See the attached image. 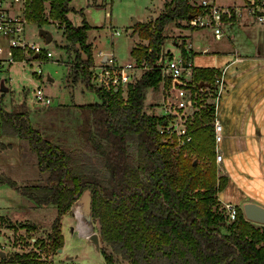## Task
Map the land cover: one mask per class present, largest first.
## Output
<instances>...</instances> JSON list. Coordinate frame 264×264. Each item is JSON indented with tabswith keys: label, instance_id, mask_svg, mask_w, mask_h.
Segmentation results:
<instances>
[{
	"label": "trees",
	"instance_id": "trees-1",
	"mask_svg": "<svg viewBox=\"0 0 264 264\" xmlns=\"http://www.w3.org/2000/svg\"><path fill=\"white\" fill-rule=\"evenodd\" d=\"M44 1L34 0V12L29 14L39 27L47 20L43 18ZM47 1L49 15L63 23L66 39L81 48L72 67L73 81L84 83L99 96V102L78 106L79 134L85 147L71 148L34 126L25 104L7 110L2 91L0 134L16 135L27 143L35 153L44 184L20 186L3 175L0 184H9L39 206L57 207L52 248L58 250L64 245L61 217L88 188L90 214L98 221L101 241L113 255L130 264H264V224L247 219L238 206L236 218L228 220L220 208L218 192L229 178L217 176L213 124L199 125L189 146L191 152L186 153L178 147L174 134L160 132L166 118L145 109L149 89H158L163 79L166 85L175 79L163 78L157 63L171 56L162 54L166 26L200 14L197 1L169 0L158 16L135 21L133 32L148 40V45L137 43L132 48L131 56L142 68V75L128 86L126 98L120 89L106 91L90 83L88 67L94 63L87 39L90 25L85 18L79 25L70 21L67 13L73 9L71 0ZM179 49L188 56L185 45ZM194 71L186 84L194 90L200 82L214 79L213 68L196 67ZM9 147L0 140V153ZM103 252L112 262L111 255ZM6 262L52 264L34 251L15 253L8 259L1 256L0 264Z\"/></svg>",
	"mask_w": 264,
	"mask_h": 264
},
{
	"label": "rangeland",
	"instance_id": "rangeland-1",
	"mask_svg": "<svg viewBox=\"0 0 264 264\" xmlns=\"http://www.w3.org/2000/svg\"><path fill=\"white\" fill-rule=\"evenodd\" d=\"M215 1L221 7L233 8L234 6L221 5L219 3L229 4L237 2L238 4L244 0ZM70 2L78 9H72V11L67 13L70 21L75 25H79L82 23V19L85 18L88 24L94 27L89 32L90 38L95 37L99 43L98 47L100 46L103 51L112 53L121 64L130 62L133 59L131 50L134 40L137 39L136 37H131L134 19L145 21L148 16L149 6L153 4L157 7L162 6L161 0H71ZM47 5L49 6V4ZM245 6L248 9H259L264 7V0H251ZM80 9L83 11V15L80 13ZM46 19L42 27H46L52 32V41L47 46L53 52L52 58L45 61L42 65V75L47 80L45 81L44 78L39 80L32 75V70L36 68L35 65H28L22 68L21 64L15 63L10 70L0 71V87L1 83H4L8 88V91L4 92L7 100L5 107L7 110H11L21 104H25L26 109L31 114L35 110L40 111L43 120L34 126L40 128L44 135H48L53 141L66 144L71 148H82L85 147V144L79 134L80 117L67 109L70 106L77 107L82 103L99 102V96L95 92L87 90L84 83L73 81L72 67L76 62V54L81 51L80 45L73 44L66 39L63 33V23L56 20L59 24L54 27L55 19L51 18L50 15ZM91 25L90 28H92ZM187 25L190 26L188 23ZM111 26L119 29L121 33L111 37L110 33L106 31V28ZM38 29L35 23H31L28 27L27 35L30 39L43 43V38L38 36ZM179 30L176 28L165 29L164 33L169 38H167L165 47H162L164 51L168 45L175 51L173 54L179 55L180 52H177L176 44L180 48L186 42L185 36L180 35ZM172 41L176 44H172ZM88 42L91 44L89 39ZM143 43L148 45V40H144ZM91 50L93 57V44H91ZM80 54L85 58L83 52ZM93 58L94 62L99 60L97 53L96 57ZM202 63L203 60L197 55L195 57V65L200 66ZM49 75L54 78L53 81L49 79ZM187 81L190 80L175 78L172 83L166 85L165 80H162L158 89H151L156 91V93L162 91L164 99L157 103L156 95L151 94L152 99L148 102L145 101V109L150 114L154 113L166 119H172L175 115L173 113L167 114L164 101L168 104L182 105L178 110L180 113L184 112L185 123L188 125V130L191 132L192 137L186 145L178 144V147L183 148L186 153H190L189 146L194 142V132L199 125L203 126L207 122L211 123L213 115L207 103L208 101H206L208 98L206 91L194 90L190 86L187 87ZM175 82H179L182 86H176ZM36 83L42 84L44 91L52 96L51 105L42 107L30 100L32 93L29 91L34 88ZM1 92L0 90V94ZM175 92H177L176 95ZM17 95H20V98L16 99L15 96ZM175 96L178 98L174 99ZM208 100L211 101L210 98ZM156 105L162 108H158ZM177 120L175 116L173 122ZM19 139V137H13L12 140L15 142L13 146L0 153V175L14 179L20 186L36 184L39 182L41 175L36 163L35 153L26 142ZM191 155L194 157L195 153L192 152ZM252 155L254 156L253 150L250 153L248 151L241 153L240 156L234 155L230 158L227 156L232 165L231 169H229V175H231L232 180L223 189L220 198L223 201L226 199L232 203L239 204L236 206L241 208V210L245 201L264 205V163L255 164ZM262 156L264 158V154ZM202 160L203 158H200V162ZM226 161L225 158V166ZM215 164L217 176L226 175L220 170L218 164ZM219 202L220 208L225 210L224 203L221 200ZM77 208L80 209L82 214L81 222L75 215ZM57 214L58 209L55 205H36L32 199L30 200L23 196L9 184H0V257L3 256L1 251L4 252V256L7 259L13 257L15 253L21 254L34 251L41 258L52 262V264H130L129 260L113 255L111 248L101 241L98 221L91 216L90 212L84 210L80 199L74 202L67 213L61 217V232L64 235L62 251L53 249L51 246L52 223L56 219ZM79 224H82V231L77 228ZM93 232L99 235L98 249H96V245L90 238ZM103 250H106L109 256L111 255L112 262L107 261ZM4 264L15 263L6 262Z\"/></svg>",
	"mask_w": 264,
	"mask_h": 264
},
{
	"label": "crops",
	"instance_id": "crops-1",
	"mask_svg": "<svg viewBox=\"0 0 264 264\" xmlns=\"http://www.w3.org/2000/svg\"><path fill=\"white\" fill-rule=\"evenodd\" d=\"M167 1L169 0H161V7H157L154 4L149 6L148 16L145 21H149V19L158 16L164 10ZM213 1L216 3L215 0ZM248 1L251 0H244L238 4L237 2L229 4L218 2L221 5L240 7L235 18L232 20L226 19L221 24V33L219 37L215 35L212 27L202 26L201 28H197L188 26L187 20H184L179 24L171 22L166 26L169 30L175 28L180 29L179 34L183 37L185 36L187 54L192 59L195 68H213L215 74L218 76L222 71H224L223 79L225 90L219 99V108L217 111V117L221 123H224L223 141L220 144V150L221 153H223V161L219 164V168L229 178L227 185L223 189H225L232 180L231 175H229V169H231L230 167L232 166L229 159L230 157L234 155L240 156L241 153L246 151L250 153L251 150H253V162L255 164L257 163V165L260 162L264 163V158L262 156L264 154V21H259L255 15L250 12L248 7L245 6ZM70 5L73 9L78 10L71 4V2ZM134 21L139 20L134 19ZM91 27L92 28L88 29L87 36L91 44H93V57H96V53L98 56L99 52L109 53L103 51L102 47H98L99 43L95 37L90 38L89 32L94 29L92 25ZM115 29L117 28L111 26L110 28L107 27L106 31L107 33H110L111 37L119 35L121 33L119 29V33L113 34ZM132 36L137 38L134 40L132 48L136 46L137 43H143L145 40L140 38L137 33L133 32V26L131 29V37ZM165 37L166 39L164 41L163 48L165 47L167 38H169L166 35ZM173 43L176 44L172 41V44ZM176 46L177 52L179 53L180 49L177 44ZM174 52L175 51L168 45L165 48V51L162 49L163 55H173ZM197 55L201 60H203V63L200 66L195 65V57H197ZM132 58L133 59L130 62L135 61V58ZM10 68L8 70H10ZM141 72L142 68L136 70L139 77L142 74ZM48 77L52 81L54 80L52 76L49 75ZM208 84L213 87L212 82ZM151 94L156 95V98L158 99L157 103H160V101L164 99L162 91L156 93V91L149 89L145 100L146 102L152 99ZM176 94L177 92H175V95ZM15 97L16 99L20 98V95ZM177 98L178 97L176 96L174 97V99ZM6 101L7 100L5 98V104ZM156 107L162 108L157 105ZM67 110L76 113L78 117L80 115L78 106H70ZM30 119L34 125L42 122L43 120L41 112L36 110L32 114L30 112ZM13 137L18 136L0 134V140L9 144L11 147L13 146V143H15L12 140ZM227 156H229V158H227ZM225 158L227 160L226 166L224 164ZM43 182V180H39L36 184H44ZM223 189L218 192V197L222 203H225L229 200L225 199L223 201L220 198V194ZM234 204L239 205L236 203Z\"/></svg>",
	"mask_w": 264,
	"mask_h": 264
},
{
	"label": "built area",
	"instance_id": "built-area-1",
	"mask_svg": "<svg viewBox=\"0 0 264 264\" xmlns=\"http://www.w3.org/2000/svg\"><path fill=\"white\" fill-rule=\"evenodd\" d=\"M34 0H0V71L8 70L13 64H21L22 68L28 65H35L36 68L32 70V75L39 80L45 78L42 73V65L45 61L50 60L53 56L52 50L47 46L49 42L42 39L43 43L30 39L27 35L28 27L32 22L29 19V14L34 12ZM198 6L202 8L201 13L195 17L190 18L188 24L193 27L201 28L202 26H210L214 29V33L219 37L221 33V24L227 19L232 20L236 17L240 7L233 8L221 7L213 0H196ZM49 2L46 0L43 3L44 11L43 18H48L50 13ZM252 14L259 21H264V7L259 9L250 8ZM37 26L38 24L35 23ZM58 25L57 21L53 26ZM38 28H40L38 26ZM39 30V29H38ZM115 29L114 33H119ZM52 33V32H51ZM38 36L39 31H38ZM41 37V36H40ZM99 60L88 67L90 74V83L96 88H102L106 91L120 89L124 98L127 96V88L139 78L136 70L141 67L137 66L135 61L121 64L117 57L112 53H98ZM160 66L163 78L168 76L174 78H183L192 80L194 75V64L189 56L173 54L168 56L165 60L157 62ZM224 71L218 76L215 74L212 81L213 87L203 85L198 87L200 91H206L208 96L207 103L211 108L213 115L211 123L213 124V141L215 142V158L216 163L223 161L220 144L223 139V123L217 117L218 102L224 92ZM164 80V79H163ZM32 93L30 100L39 104L42 107L51 105L52 96L44 91L42 84H35L34 88L29 91ZM211 99L209 101L208 99ZM165 102L167 114L173 113L178 119L173 122L172 119H165L164 123L160 125V132L166 135H175L176 141L180 145H186L191 139V132L188 130V125L185 123L186 117L184 112H179L182 105ZM178 125V126H176ZM225 211L229 220L233 221L237 215V206L231 201L224 203Z\"/></svg>",
	"mask_w": 264,
	"mask_h": 264
},
{
	"label": "water",
	"instance_id": "water-1",
	"mask_svg": "<svg viewBox=\"0 0 264 264\" xmlns=\"http://www.w3.org/2000/svg\"><path fill=\"white\" fill-rule=\"evenodd\" d=\"M39 35L46 41L50 42L52 41V33L51 31L46 27H40L39 28ZM203 85H208L206 82H200L198 84V87H202ZM0 89L2 91H7V86H5L4 83H1ZM80 201L83 203V208L86 212H90L91 209V195H90V189H85L83 194L80 196ZM242 210L244 211L245 217L253 222L256 223H262L264 224V205L258 204L252 201H245L242 204ZM91 240L96 245V249L99 247V235L96 232L91 233L90 235ZM58 250L61 252L62 248H58ZM1 254L4 255V252L1 251ZM71 257V256H70Z\"/></svg>",
	"mask_w": 264,
	"mask_h": 264
},
{
	"label": "bare ground",
	"instance_id": "bare-ground-1",
	"mask_svg": "<svg viewBox=\"0 0 264 264\" xmlns=\"http://www.w3.org/2000/svg\"><path fill=\"white\" fill-rule=\"evenodd\" d=\"M75 215L77 216V219L81 222L82 221V214L79 208H77ZM80 231H82V224H79L77 227ZM89 235V234H88Z\"/></svg>",
	"mask_w": 264,
	"mask_h": 264
}]
</instances>
